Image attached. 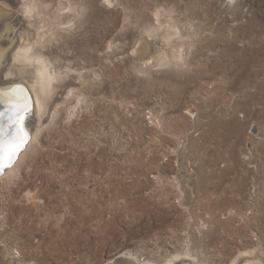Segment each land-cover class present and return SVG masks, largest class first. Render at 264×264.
Instances as JSON below:
<instances>
[{
  "label": "rangeland",
  "instance_id": "374dc122",
  "mask_svg": "<svg viewBox=\"0 0 264 264\" xmlns=\"http://www.w3.org/2000/svg\"><path fill=\"white\" fill-rule=\"evenodd\" d=\"M17 1L58 86L0 179V264H264V0Z\"/></svg>",
  "mask_w": 264,
  "mask_h": 264
},
{
  "label": "bare ground",
  "instance_id": "6f19581e",
  "mask_svg": "<svg viewBox=\"0 0 264 264\" xmlns=\"http://www.w3.org/2000/svg\"><path fill=\"white\" fill-rule=\"evenodd\" d=\"M9 1L13 3L18 2L17 0H9ZM23 5H24L22 6L23 12L25 14L31 15L33 11L31 6H28L27 4H23ZM5 9L7 10V8ZM12 15L9 11H5L2 7H0V90L8 91L9 89L20 88L24 90L23 95L29 98L31 110L25 119V130L29 134V141L26 147L24 148V150L19 154L15 163L9 169L4 171L0 179L3 176L10 175L15 170H17V166L21 161L23 155L25 154L27 149H29V146H31L32 143L36 141V137L38 136L37 133L39 132L41 126L43 125L42 120L46 116L48 107L50 105V104L48 105L47 102L51 97L53 98L54 90L58 86L57 84H56L57 86H55V82H57L58 79L57 76L55 75V73L52 74L50 72L48 63L44 60V57L41 56L42 54L39 55L37 53L35 54V52L34 53L32 52L33 48L31 47V43L29 41L26 40H25L26 42L22 41L20 42V44L15 46L16 36H15V27L13 25ZM175 28L176 27H174L173 29ZM160 29H161V25H160ZM147 31L149 32L147 36H149L150 33H152L153 35V33H156L155 31H158V26L150 24ZM174 33H175L174 30L171 31V29H169V31L168 30L165 31L164 37L170 41V38L172 37V35H174ZM146 45L147 43L144 44L145 48ZM14 46L16 48L13 49ZM171 56L173 58L179 57L177 53H174ZM9 57L11 59V63L9 62ZM159 61L161 62L162 65H166L171 60L169 61L167 59V56L162 54L161 57L159 58ZM30 73L32 74V77L29 78ZM36 116L38 119L37 129H35V131L32 133L31 136V131L33 129L32 125L35 122L34 117ZM121 256L128 258V262L123 261L119 264H131L130 262L133 259L131 255H127L124 253ZM177 258L178 256L173 260L168 261L167 264H174L175 261H177ZM144 264H151V263H144Z\"/></svg>",
  "mask_w": 264,
  "mask_h": 264
},
{
  "label": "snow or ice",
  "instance_id": "6c2138e0",
  "mask_svg": "<svg viewBox=\"0 0 264 264\" xmlns=\"http://www.w3.org/2000/svg\"><path fill=\"white\" fill-rule=\"evenodd\" d=\"M23 89L0 90V174L10 168L28 141L25 119L30 112Z\"/></svg>",
  "mask_w": 264,
  "mask_h": 264
},
{
  "label": "water",
  "instance_id": "95a60500",
  "mask_svg": "<svg viewBox=\"0 0 264 264\" xmlns=\"http://www.w3.org/2000/svg\"><path fill=\"white\" fill-rule=\"evenodd\" d=\"M141 38H143V37H140L138 40H137V43L135 44V46L133 47V49H132V55H134L137 59H140V60H142V61H144V60H147L148 59V57L151 55V53H150V51H147V54L146 55H144L143 53H141L140 51H136V49L135 48H137V47H140V45L141 44H143L142 42L145 40V39H142L141 40ZM139 42H141V44L139 45ZM135 49V52H133V50ZM139 49V48H138ZM137 53V54H136ZM0 111H3V108L2 107H0ZM28 134V133H27ZM28 141H29V134H28ZM28 141H27V143H28ZM27 143L24 145V147H23V149H22V151L24 150V148L26 147V145H27ZM21 151V152H22ZM20 152V153H21ZM17 160V159H16ZM15 160V161H16ZM9 169V168H8ZM5 170H7V169H5ZM4 170V171H5ZM4 171H3V173H4ZM3 173L2 174H0V177L3 175ZM130 260V259H129ZM123 261H127L128 262V258H125L124 256H121V255H117V256H115L113 259H112V261L111 262H106L105 264H119V263H121V262H123ZM131 261V260H130ZM131 264H142V263H138V262H136V261H131L130 262Z\"/></svg>",
  "mask_w": 264,
  "mask_h": 264
}]
</instances>
